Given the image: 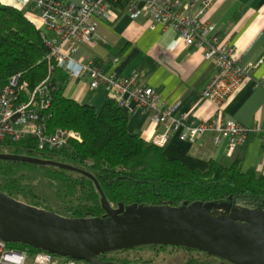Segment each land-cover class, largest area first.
Listing matches in <instances>:
<instances>
[{
	"label": "trees",
	"instance_id": "trees-1",
	"mask_svg": "<svg viewBox=\"0 0 264 264\" xmlns=\"http://www.w3.org/2000/svg\"><path fill=\"white\" fill-rule=\"evenodd\" d=\"M110 2L114 6L125 4L122 0ZM46 52L42 32L25 10L0 2V83L16 73L31 88L45 80L50 84L47 129H73L81 136L80 141L70 140L49 152L35 151V142L29 137L18 142L0 140V153L7 151L13 155L0 158V192L65 217L91 218L105 214L100 193L88 175L20 157L30 156L67 163L89 172L113 206L122 203L179 207L199 202L212 210L242 201L248 207L264 209V176L253 169L242 172L241 156L230 165L211 160L203 171L167 157L164 147H157L139 133L128 130L129 113L112 98L107 96L96 110L66 97L68 76L56 66L49 72ZM51 202L57 206L53 207ZM7 243L30 254L46 251L25 243ZM112 252L115 251L98 257L114 264L117 261L110 257ZM184 264H197V261L190 258Z\"/></svg>",
	"mask_w": 264,
	"mask_h": 264
},
{
	"label": "built area",
	"instance_id": "built-area-1",
	"mask_svg": "<svg viewBox=\"0 0 264 264\" xmlns=\"http://www.w3.org/2000/svg\"><path fill=\"white\" fill-rule=\"evenodd\" d=\"M113 2L117 0H112ZM131 17L146 15L164 27L176 31L178 46L195 45L202 50V56L214 63L216 70L201 96L222 102L235 91L248 71L240 66L234 57L233 48L225 45L215 34V26L204 17L215 0H122ZM21 7H28L36 19V27L42 32L47 48L45 58L48 70L53 67L63 70L67 76L85 78L89 88L104 86L112 98L128 113L135 109L149 112L155 125L162 124V132L153 134L148 142L163 148L173 133L183 141L194 142L210 137L217 145L223 139L233 150L247 140L250 132H260L264 141V126L246 127L231 118L217 114L209 119L194 121L187 115H174L175 106H166L157 91L148 86L138 85L136 74L116 76L105 73L93 62H80L75 58L80 44H92L96 36L98 20L109 21L115 17L110 0H15ZM20 73L0 83V140L18 142L27 137L34 140L35 151H53L68 141H80L79 132L57 127L48 130L46 121L50 117V84L41 81L29 87ZM0 264H86L58 254L28 251L8 245L0 238ZM88 264V263H87Z\"/></svg>",
	"mask_w": 264,
	"mask_h": 264
},
{
	"label": "crops",
	"instance_id": "crops-1",
	"mask_svg": "<svg viewBox=\"0 0 264 264\" xmlns=\"http://www.w3.org/2000/svg\"><path fill=\"white\" fill-rule=\"evenodd\" d=\"M79 2L80 0H63ZM24 9L35 24L36 19L15 0H0ZM112 20H98L92 44H80L75 58L93 61L105 73L116 76L136 74L138 85L157 91L166 106H175L174 115H187L199 121L217 114L231 118L246 127L264 126V0H215L204 17L215 26V34L233 48L237 63L248 71L240 86L222 102L201 96L216 67L204 59L195 45L178 46L176 31L164 27L146 15L131 17L128 8L112 6ZM66 97L99 110L107 98L104 86L89 88L85 78L68 76L64 88ZM162 124L151 122L149 112L139 108L129 113L128 130L137 132L146 141L162 132ZM164 152L177 158L188 168L205 170L209 161L230 165L238 156L240 170L253 169L264 176V141L260 132L252 131L245 143L233 150L223 139L215 145L210 137L194 142L183 141L173 133Z\"/></svg>",
	"mask_w": 264,
	"mask_h": 264
},
{
	"label": "water",
	"instance_id": "water-1",
	"mask_svg": "<svg viewBox=\"0 0 264 264\" xmlns=\"http://www.w3.org/2000/svg\"><path fill=\"white\" fill-rule=\"evenodd\" d=\"M10 156L0 153V158ZM20 157L88 175L100 193L105 214L65 217L0 192V238L7 242L33 245L91 264H113L98 255L142 245L191 248L231 264H264V209L231 210L230 204L216 207L226 209L215 214L199 202L179 207L119 203L114 208L89 172L67 163Z\"/></svg>",
	"mask_w": 264,
	"mask_h": 264
},
{
	"label": "rangeland",
	"instance_id": "rangeland-1",
	"mask_svg": "<svg viewBox=\"0 0 264 264\" xmlns=\"http://www.w3.org/2000/svg\"><path fill=\"white\" fill-rule=\"evenodd\" d=\"M27 13H32L27 10ZM8 153L7 151H2ZM49 201V200H48ZM50 202V201H49ZM52 203L55 207L57 204ZM112 207L115 208L111 204ZM247 208L248 204L242 201H235L231 205V210L239 208ZM226 208H217L211 210L215 214H221ZM110 257L113 261H117L114 264H184L190 258L197 261V264H226L224 260L207 255L204 252L198 250H189L181 246L174 245H142L138 247L128 248L126 250H119L110 253Z\"/></svg>",
	"mask_w": 264,
	"mask_h": 264
},
{
	"label": "bare ground",
	"instance_id": "bare-ground-1",
	"mask_svg": "<svg viewBox=\"0 0 264 264\" xmlns=\"http://www.w3.org/2000/svg\"><path fill=\"white\" fill-rule=\"evenodd\" d=\"M88 263V262H87Z\"/></svg>",
	"mask_w": 264,
	"mask_h": 264
}]
</instances>
